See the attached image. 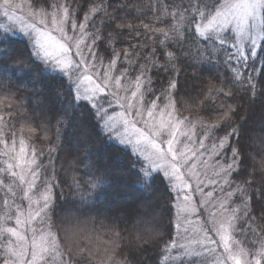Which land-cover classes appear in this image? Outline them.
I'll return each instance as SVG.
<instances>
[{
  "label": "snow or ice",
  "instance_id": "1",
  "mask_svg": "<svg viewBox=\"0 0 264 264\" xmlns=\"http://www.w3.org/2000/svg\"><path fill=\"white\" fill-rule=\"evenodd\" d=\"M0 264H264V0H0Z\"/></svg>",
  "mask_w": 264,
  "mask_h": 264
},
{
  "label": "trees",
  "instance_id": "2",
  "mask_svg": "<svg viewBox=\"0 0 264 264\" xmlns=\"http://www.w3.org/2000/svg\"><path fill=\"white\" fill-rule=\"evenodd\" d=\"M181 80H183V76H181ZM187 87H190V84H189V85H184V88H187ZM54 156H55V154H54ZM45 162H47V161H45ZM62 163H63L62 160H56V167H57V170H58V171H59V169H60V165H61ZM69 179H70V177H69ZM63 191H64V193H65L66 195L69 194V192H68V188H67L66 185L63 187ZM132 198H134V197H133V194L129 193V199H132Z\"/></svg>",
  "mask_w": 264,
  "mask_h": 264
}]
</instances>
